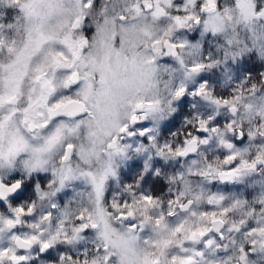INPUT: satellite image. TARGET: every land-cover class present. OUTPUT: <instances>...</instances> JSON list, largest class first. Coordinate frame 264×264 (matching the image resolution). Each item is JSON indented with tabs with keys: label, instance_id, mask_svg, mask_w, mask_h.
<instances>
[{
	"label": "snow or ice",
	"instance_id": "6c2138e0",
	"mask_svg": "<svg viewBox=\"0 0 264 264\" xmlns=\"http://www.w3.org/2000/svg\"><path fill=\"white\" fill-rule=\"evenodd\" d=\"M0 264H264V0H0Z\"/></svg>",
	"mask_w": 264,
	"mask_h": 264
},
{
	"label": "rangeland",
	"instance_id": "374dc122",
	"mask_svg": "<svg viewBox=\"0 0 264 264\" xmlns=\"http://www.w3.org/2000/svg\"><path fill=\"white\" fill-rule=\"evenodd\" d=\"M196 35V39L200 40V37L198 35V33H194ZM182 38L184 35H189V34H181ZM201 43L205 45V49L203 52V55H212L215 57H218L220 55V53L218 52V46L220 44V41L217 38H213V37H207L204 40H201ZM215 71V70H213ZM218 77L216 78V76H214V73L212 72H207L204 75H207L209 77H211L210 80V84L212 86H214L215 88L218 87L219 91L222 90L224 87H227V85L225 84V81L228 79V75L226 77H224V70H220L218 69ZM182 78V75L180 73H177V82H179V80ZM192 103H196L197 104V111L200 113H209L211 111V108L204 103H201L199 101H192ZM191 105L189 104L187 111H191ZM179 127V125H176V127L173 128V131H175L177 128ZM183 127V124H181V128ZM173 163V162H172ZM7 245V237L3 238V246ZM255 257V256H254ZM259 258H256V260H258Z\"/></svg>",
	"mask_w": 264,
	"mask_h": 264
},
{
	"label": "flooded vegetation",
	"instance_id": "af4514ba",
	"mask_svg": "<svg viewBox=\"0 0 264 264\" xmlns=\"http://www.w3.org/2000/svg\"><path fill=\"white\" fill-rule=\"evenodd\" d=\"M218 69H220V70H224L223 67L218 68ZM218 69H216L215 71H211L212 73H214V76H216V78L218 77V74H219V73H218V72H219ZM228 75H232V73L229 72ZM223 76L226 77L227 75H225V73H224ZM231 87H232L231 84H227V87H224L222 90L219 91V88H218V87H216V90H217L218 92H227V91L230 90ZM178 167H179V165H178L177 163L173 162V163H172V166L168 169V172L171 173V172L177 170ZM212 190H213V191H221V192H225V193H227V192H229L230 190H235V189H234L233 186H230V185H229V186L216 185L214 188H212ZM241 190H242V189H241ZM35 254H36V253H33V255H35ZM256 258H258V257H253V260H256Z\"/></svg>",
	"mask_w": 264,
	"mask_h": 264
},
{
	"label": "clouds",
	"instance_id": "9594fccd",
	"mask_svg": "<svg viewBox=\"0 0 264 264\" xmlns=\"http://www.w3.org/2000/svg\"><path fill=\"white\" fill-rule=\"evenodd\" d=\"M169 127H171V125H169ZM167 133H165V135H166Z\"/></svg>",
	"mask_w": 264,
	"mask_h": 264
}]
</instances>
